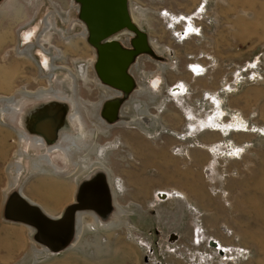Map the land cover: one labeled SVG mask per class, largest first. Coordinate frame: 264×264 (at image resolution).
<instances>
[{"label":"rangeland","instance_id":"1","mask_svg":"<svg viewBox=\"0 0 264 264\" xmlns=\"http://www.w3.org/2000/svg\"><path fill=\"white\" fill-rule=\"evenodd\" d=\"M128 3L133 23L166 60H137L130 70L136 92L110 127L99 108L119 94L96 78L74 1L0 4V226L10 225L20 242L23 228L2 216L5 194L18 183L26 200L58 218L77 182L104 169L115 205L105 226L79 216L72 247L54 257L26 227L27 244L0 236V264H264V0ZM34 25L36 39L19 41ZM42 99L71 102L73 133L61 134L53 149L75 155L68 168L36 175L33 163L42 158L31 147L42 141L20 131L15 118L19 106ZM158 192L168 197L160 201Z\"/></svg>","mask_w":264,"mask_h":264},{"label":"water","instance_id":"2","mask_svg":"<svg viewBox=\"0 0 264 264\" xmlns=\"http://www.w3.org/2000/svg\"><path fill=\"white\" fill-rule=\"evenodd\" d=\"M3 1L0 0V4ZM73 1L78 8L77 18L87 30L86 42L96 55L93 64L96 78L102 85L119 94L115 98L106 99L99 108L100 120L104 124H108H105L108 127L114 126L120 121L122 106L126 102H130V96L136 92L138 86L130 72L131 68L141 57L156 62H162L165 58H159L154 53L146 31L143 29L144 32L133 23L128 0ZM33 27L35 29L31 28L29 31L27 30L28 32L25 31L26 33H23L25 35L21 36L22 39L19 41L23 39L31 41L33 37L36 39L37 25ZM123 32L132 35L129 42L112 39ZM23 41L25 42V40ZM151 78L146 79L148 84L150 83L154 89L158 90L161 85L159 79ZM18 108L19 111L15 118L17 127L20 131L23 130L29 136L37 137L42 141V146L31 148L39 152L38 157H41L42 161L45 157L47 166L42 164V161L37 162L36 160L33 163V174L53 173L58 169L68 168L66 160L71 162L75 154L66 157L55 151L53 147L58 145L61 134H68V131L72 129L67 121V115L73 112L71 102L64 103L55 99H42L26 102ZM74 113L79 115L81 112L75 110ZM81 119L85 124L84 119ZM85 125L87 126V123ZM70 133H73V129ZM71 150L70 148L68 152ZM79 154H84V151H80ZM70 165L73 166L74 163H70ZM20 168V166L15 168L18 174L23 172V168L19 170ZM18 177L19 181L21 176ZM15 186L5 194L6 199L2 209L3 220L6 223L24 226L32 230L31 235H29L32 241L45 251V255L51 257L72 247L76 238L79 216L90 214L95 221H98L99 225L105 226L115 212L112 188L108 173L104 169H97L77 182L73 202L65 207L58 218L47 216L37 204L26 200L21 195L22 189L19 187V183ZM156 197L163 201L168 196L166 193L158 192ZM175 240L176 237L172 235L170 242ZM209 246L218 248V245L212 241H210ZM219 254H221L220 249Z\"/></svg>","mask_w":264,"mask_h":264},{"label":"crops","instance_id":"3","mask_svg":"<svg viewBox=\"0 0 264 264\" xmlns=\"http://www.w3.org/2000/svg\"><path fill=\"white\" fill-rule=\"evenodd\" d=\"M29 199H31L33 202H36V201H34L33 200V198H29ZM36 203H38V202H36ZM47 209V208H46ZM48 211H50L51 212V210L50 209H48ZM48 214V213H47ZM49 215V214H48ZM51 216V215H50ZM51 217H54V216H51ZM10 225H8V224H5V225H1L0 226V236H4L5 238H9L10 237V239L12 240V238H13V236L12 235H10V232L8 231V227H9ZM11 227V226H10ZM9 227V228H10ZM21 228H23L22 230H24V234L23 235H21V240H20V242H19V239L18 238H16V239H13L11 242H13L14 244H17L18 246H19V244H27L28 242H27V236L26 235H28V233H27V230H26V228L24 227V226H21ZM10 239H7V242H9L10 241ZM9 244V243H8ZM13 258V257H12Z\"/></svg>","mask_w":264,"mask_h":264},{"label":"flooded vegetation","instance_id":"4","mask_svg":"<svg viewBox=\"0 0 264 264\" xmlns=\"http://www.w3.org/2000/svg\"><path fill=\"white\" fill-rule=\"evenodd\" d=\"M167 15V13L166 12H164V15ZM131 16V15H130ZM162 17V16H161ZM131 19H132V17H131ZM133 21V20H132ZM135 24V23H134ZM137 26V25H136ZM184 26H187V27H184L183 29H184V31H182V33H181V35H185V33H186V30L189 28V25L187 24V25H184ZM172 27V26H171ZM187 35V34H186ZM149 42H150V40H149ZM150 46L153 48V46H152V44H151V42H150ZM158 51H156V55L160 58V57H162L161 55H159L158 53H157ZM189 67L191 68H196L195 70L197 71L198 70V68H197V65H196V67L194 66V65H189ZM179 89H181V84L180 85H176V86H174L173 88H171V90H169V93H177L178 91H179ZM227 89V88H226ZM228 90V89H227ZM168 92V91H167ZM209 99V98H208ZM209 100H211V102L213 101V100H216V99H209ZM217 102V101H216ZM211 105H212V103H211ZM220 105V104H219ZM214 108V110L212 111V113H214V112H216V111H218V109H216L215 107H213ZM158 114V113H157ZM148 115H151V116H154L155 114H152L151 112H148ZM213 116V115H212ZM233 116H235V115H233ZM232 116V117H233ZM155 117V116H154ZM210 117V116H209ZM223 117H225V112L223 111V115H222V117L221 118H223ZM156 118V117H155ZM231 118V117H230ZM221 120V119H220ZM232 120V119H231ZM159 122V121H158ZM246 128V127H245ZM244 128V129H245ZM161 129H159V131H158V133L160 132H162V131H160ZM244 131V130H243Z\"/></svg>","mask_w":264,"mask_h":264},{"label":"bare ground","instance_id":"5","mask_svg":"<svg viewBox=\"0 0 264 264\" xmlns=\"http://www.w3.org/2000/svg\"><path fill=\"white\" fill-rule=\"evenodd\" d=\"M113 150V149H112Z\"/></svg>","mask_w":264,"mask_h":264}]
</instances>
